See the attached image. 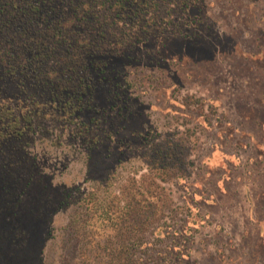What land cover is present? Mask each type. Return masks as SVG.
<instances>
[{
	"label": "rangeland",
	"instance_id": "rangeland-1",
	"mask_svg": "<svg viewBox=\"0 0 264 264\" xmlns=\"http://www.w3.org/2000/svg\"><path fill=\"white\" fill-rule=\"evenodd\" d=\"M54 2L0 60V264H264V0Z\"/></svg>",
	"mask_w": 264,
	"mask_h": 264
},
{
	"label": "trees",
	"instance_id": "trees-1",
	"mask_svg": "<svg viewBox=\"0 0 264 264\" xmlns=\"http://www.w3.org/2000/svg\"><path fill=\"white\" fill-rule=\"evenodd\" d=\"M49 9L45 7L46 2L45 0H36V2L30 1L26 3L23 8L20 4L16 3V0H0V60L4 63L5 66L9 67L11 70H18L19 67H22L21 60L24 55H22L19 50H17V45L20 36H23L28 33L26 44L28 45H39L38 50H44L45 47L44 41L42 38L37 37L36 34H34L32 31H30L34 26L36 25V21H47V17H51V14L53 12H59L64 7L59 5H53L55 2L54 0H47ZM93 6L90 5L89 7H86V10L81 8L80 10H77L74 14L73 19L75 22L71 23L67 28L62 24L60 20L57 22H52V26L46 28V41H49L51 43H58V42H67L70 45H73V49L69 50L67 54L71 55L68 56L67 64L65 65V72H74L75 68L78 67V61L77 59L81 60L83 68L86 66L85 59L87 57H94L95 55L102 54L99 52H102L100 48H97V42L95 37L86 38L84 36H79L78 40L73 39L71 35L69 34L70 26L74 23H79L80 21H83L86 19L87 14H92L94 12ZM117 9H122L117 8ZM25 17H28V19H25ZM36 17L38 19L42 20H36ZM46 17V18H45ZM61 17H65V14H62ZM30 31V32H29ZM88 42H92L90 47L88 45ZM44 45V47H43ZM48 45V44H47ZM32 46H28L30 48ZM88 47V48H85ZM98 51V52H97ZM39 59H41L39 56H37ZM79 60V61H80ZM66 80L59 81V84L67 87L68 85L74 83L71 82L69 84H65ZM85 86L76 85L74 93L77 95H83L86 93ZM62 93V90L59 91V94ZM58 94V95H59ZM4 120V118H2ZM15 133L19 135L20 131L17 129L15 130ZM176 150V147L170 144L169 147H167V150H155L154 154L158 156V158L162 157L163 159V165L164 169L169 167L167 164V160L171 159L175 160L177 163V156L175 155L174 151ZM178 164H172V166H176ZM155 169V168H154ZM161 179V178H160ZM164 181L163 179H161ZM156 185V184H155ZM159 189L160 186L158 187ZM150 191V190H149ZM137 196L135 194H130L128 198V202L125 203V205H128L131 208V212L135 213L136 210L134 209V201ZM142 197V195H141ZM144 198V197H143ZM118 200V198H116ZM121 200L118 201L119 207H123L120 205ZM124 205V207H125ZM158 206L156 204L149 203L147 201L145 213L150 214L152 217H155V215L158 214ZM163 212V208L160 213Z\"/></svg>",
	"mask_w": 264,
	"mask_h": 264
}]
</instances>
